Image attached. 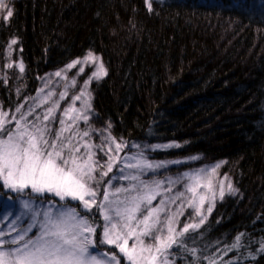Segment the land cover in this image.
Returning <instances> with one entry per match:
<instances>
[{"label":"trees","instance_id":"obj_1","mask_svg":"<svg viewBox=\"0 0 264 264\" xmlns=\"http://www.w3.org/2000/svg\"><path fill=\"white\" fill-rule=\"evenodd\" d=\"M260 4L264 0H14L12 16L0 22V60L15 40L25 87L18 96L11 72L10 83H0V109L15 112L38 93L46 74L89 52L99 55L107 75L91 86L92 110L113 139L179 144L157 156L223 163L221 173L234 182L235 193L182 238L176 262L264 264Z\"/></svg>","mask_w":264,"mask_h":264},{"label":"snow or ice","instance_id":"obj_2","mask_svg":"<svg viewBox=\"0 0 264 264\" xmlns=\"http://www.w3.org/2000/svg\"><path fill=\"white\" fill-rule=\"evenodd\" d=\"M239 4V0H236ZM258 3V0H253ZM148 7L151 9V4ZM259 7L264 9V4ZM7 8L5 0H0V9ZM12 11H7V17L12 16ZM6 17V18H7ZM12 44H16L13 40ZM98 57L91 52L84 58L85 63H96ZM81 63L74 61L67 67L69 69ZM9 67H12L10 64ZM20 72L25 71L24 64H19ZM81 72L83 69L81 68ZM60 76L61 72H56ZM107 75L103 64H99L94 79H101ZM75 83V81H73ZM88 82H85L87 87ZM43 91V89H41ZM45 96L41 103H47L50 98ZM81 96H76L75 100H80ZM64 94H61V99ZM59 105L53 103L49 107L41 120L39 116L34 121H29L28 116L32 115L34 109L27 113H21V108L16 109L21 113L19 117L9 115L5 111H0V186L12 193H25L26 191L35 194L36 197H44L40 204L44 211L33 210L30 217L34 223L27 228L17 227L20 217L9 220L12 215H0V220L7 224V227L0 225V264H120V258L115 252H103L107 259L102 260L91 249L96 248V228L86 215H82L78 208L82 205L85 212H92L96 207L103 217L104 223L98 225L102 228L100 243L114 246L119 254L124 258L126 264H171L169 259L171 250L182 245V238L189 231H195L207 219L202 214L204 203L209 198L203 194L197 196V187L201 185L202 179H208L214 175L220 167L215 165L211 172L201 169L194 174H184L189 183L185 186L186 191L192 196L188 200V207L192 208L197 216H200L199 224L187 223L182 229H177L179 221L178 215L183 211L168 213L167 205L175 203L177 199L185 196V192H178L170 200H165L160 191L163 182L153 181L151 185L140 180L139 175L123 176V179L137 181L128 187H118L114 191L111 188L112 177L107 182L108 188L103 192L102 201L97 204L96 197L99 194L97 188L104 182L103 178L113 169V158L109 156L106 164L101 165L95 159V153L91 151L92 145H85L88 149L86 157L78 155L80 148L73 145L74 136L65 137L64 133L71 130V125H66V121H59L61 128L57 132L45 121L55 119V111ZM85 109H90V103L84 101ZM22 107V106H21ZM81 110L70 107L64 110V116L75 123L76 120L84 119L87 116L80 114ZM76 113V115H70ZM39 121V123L37 122ZM12 123L13 127L8 125ZM84 136L89 133L85 131ZM110 139V138H109ZM115 144V151L123 150L120 143L111 140ZM154 148H179V144L155 145ZM112 149L109 148V152ZM192 159H197L193 157ZM175 163H179L176 161ZM164 165H153L147 160H140L134 164H126L125 167L136 168L143 172L154 170ZM106 167V171L103 169ZM123 172V169H121ZM179 181H169L170 184ZM214 198L213 185L211 180L204 185ZM168 191H171L169 188ZM233 189L229 185V192ZM119 193H129L123 200H113ZM135 193V194H132ZM223 182H221L220 196L223 198ZM161 196L159 203L153 205V201ZM47 197L59 198L64 202L56 208L55 200H48ZM73 202H79L73 204ZM51 209H55L53 212ZM23 207L29 209L31 206L27 200L23 202ZM212 207L207 208L211 212ZM39 217V221L36 218ZM38 232L33 235V229ZM8 237L5 239V237ZM241 237H237L238 242ZM129 240H132L129 246ZM238 243L232 245L238 247ZM194 251V250H193ZM264 254V243L259 249ZM256 259L255 256L252 257ZM214 264V261H209Z\"/></svg>","mask_w":264,"mask_h":264},{"label":"rangeland","instance_id":"obj_3","mask_svg":"<svg viewBox=\"0 0 264 264\" xmlns=\"http://www.w3.org/2000/svg\"><path fill=\"white\" fill-rule=\"evenodd\" d=\"M14 0H5L7 4V8L0 9V22H5L9 17H7V11L10 9L12 11V3ZM7 17V18H6ZM93 54V53H92ZM93 56L98 57V61L96 63H85L83 57L80 60L81 63L76 64L75 67L69 69L67 66L50 72L46 74L39 84L38 93L20 104L21 113H27L30 109H34L32 115L28 116L27 119L29 121H34L37 116L40 119H43V115L46 113L47 109L53 105V103L58 104L59 106L55 111V119L52 121H45L44 123H48L50 127L53 129V132H57L60 130L61 125L59 121L64 119L66 121V125H71V130L66 131L64 133L65 137L74 136L72 141L73 145L80 148V153L78 155L86 157V153L88 149H86L85 145H92L91 151L95 153V159L99 162V164L104 165L108 162L109 156L113 158L114 164L111 172L108 173V176L103 178L102 183H100L97 188L98 195L96 197V202L99 204L103 199V192L108 185L105 183L112 177H116V179H112L111 188H108L109 191H114L115 188L118 187H128L131 184L138 183L137 181H132L130 179H123V176H131V175H139L140 180H143L145 183L151 185L153 181H162V187L160 189L162 193V197L165 200H170L174 197L178 192H185V196L177 199L175 203H169L167 205L168 213L177 212L179 210L183 211L182 215H178L177 219L179 221L178 225H176L177 229H182L183 226L187 223L199 224L200 216H197L192 208L188 207V200L191 198L192 194L186 191L185 186L189 183V181L184 178V174H194L199 172L201 169H205L207 172H211V169L219 164L220 167L216 170L214 175H210L208 179H202L201 185L197 187V196L203 194L207 196L209 199L205 201L202 214L209 216L213 213L216 207L224 201L227 197L233 195L235 193V186L233 180H231L227 175H223L221 173V169L223 167V163H214V164H204L201 165L200 159H160L157 154L160 151L171 150L173 148H154L155 145H169L175 143H164V144H135V143H127L124 140H115L116 143H120L123 146V150L120 152L115 151V144L111 142L113 140L111 132L107 126L101 124L96 119L93 110H92V92L91 86L98 82L99 80L93 78V73L96 72L99 64H103L105 71L107 69L99 55L93 54ZM76 61V60H75ZM74 62V61H73ZM71 62L70 64H72ZM21 60L19 58L18 50L15 47V44H10L9 48L5 53V57L3 60H0V83L3 85H8L10 83V73L14 72L13 82L18 84L17 91L18 96H21V90L24 89L25 84L22 83L23 73L19 70V64ZM12 67H9V65ZM81 68L83 71L81 72ZM56 72H61L60 76H56ZM105 76V75H104ZM102 76V77H104ZM75 81V83H73ZM88 82L87 87H85V82ZM43 89V91H41ZM84 93L80 100H75L76 96H81ZM50 95L47 103H41L39 107L36 105L43 101L45 96ZM61 94H64V98L61 99ZM87 100L91 107L90 109H85L84 101ZM22 106V107H21ZM70 107H74L76 109H80V114L82 116H87V121L84 119L76 120L75 123L69 120L68 117L64 116V110ZM0 111H2L0 109ZM21 113L12 112L8 113L9 118L12 116H17ZM70 115H76V113H70ZM39 123V121H37ZM14 124L10 123L8 125L9 128L13 127ZM87 131L89 133L88 136H84L83 133ZM110 138V139H109ZM109 148L112 149L109 152ZM140 160H147L149 163L153 165H164L162 167L155 168L154 170H145L140 172V170L136 168H128L125 167L126 164H134ZM179 161V163H175ZM182 166H186L187 168L182 169ZM123 169V172H121ZM106 171V167L103 169ZM179 181L178 183L170 184L169 181ZM208 180H211L213 185V191L215 193L214 198H212V193L208 191V189L204 186L208 183ZM221 182H223V190L224 195L223 198L220 196L221 190ZM229 185L233 189L232 192H229ZM171 191H168V189ZM135 194V193H132ZM129 193H119L117 197H112L113 200H123L125 196H128ZM161 196H157V198L153 201V205H157L162 198ZM44 197H36L35 194H32L28 191L25 193H12L6 189H3L0 186V215H7L11 213L12 215L9 217V220H14L16 217H20V221L17 222V227L19 228H27L29 224L34 223V221L30 218L33 214V210L36 211H44V207L40 204V200H44ZM48 200L56 201V208H59L61 204L64 202L59 201V198L56 197H47ZM27 200L30 204L29 209H25L23 207V202ZM79 202H73V204H78ZM211 206L212 211L207 212V208ZM51 209L50 205H47ZM55 212V209H51ZM78 211L81 212L82 215H86L90 222L93 223L96 228V237H98L99 241L102 235V228L98 227V225H102L104 223L103 217L99 211H97L96 207L93 206L92 212H85L82 205L78 208ZM39 217L36 218L35 222L39 221ZM204 221L203 224L200 225L192 233L197 232L207 221ZM0 225L7 227V224L4 221L0 220ZM191 231V230H190ZM38 232L37 228L33 229L32 233L29 235H33ZM100 237V238H99ZM8 237L6 236L5 239ZM132 240H129V246H131ZM174 247L170 253V261L171 264H178L176 262V258L174 257ZM90 251L93 254H96L102 260L107 259L102 254L107 251L109 253L115 252L117 256L120 258V264H126L124 258L119 254L118 249L114 246L104 245L99 242L96 248L91 249Z\"/></svg>","mask_w":264,"mask_h":264}]
</instances>
